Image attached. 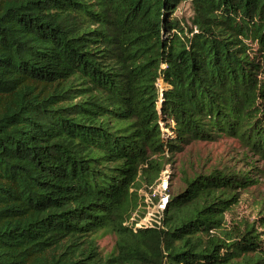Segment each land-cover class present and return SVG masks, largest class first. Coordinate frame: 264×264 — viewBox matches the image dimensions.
I'll list each match as a JSON object with an SVG mask.
<instances>
[{
  "label": "trees",
  "instance_id": "1",
  "mask_svg": "<svg viewBox=\"0 0 264 264\" xmlns=\"http://www.w3.org/2000/svg\"><path fill=\"white\" fill-rule=\"evenodd\" d=\"M224 135L264 160V0H0V264H264V213L226 218L246 172L124 224L163 155Z\"/></svg>",
  "mask_w": 264,
  "mask_h": 264
},
{
  "label": "rangeland",
  "instance_id": "2",
  "mask_svg": "<svg viewBox=\"0 0 264 264\" xmlns=\"http://www.w3.org/2000/svg\"><path fill=\"white\" fill-rule=\"evenodd\" d=\"M176 14L189 20L192 15L189 3H182ZM158 85L166 87L162 80H159ZM165 123L166 118L161 119L163 130ZM162 157L164 167L159 177L154 184L148 186L143 183L138 188L139 204L136 209L131 210L130 217L124 222L126 226L132 227L133 231L138 228L131 222L145 217L150 221L154 219L149 226H159L163 229L164 208L168 197L182 191L190 177L198 173L206 174L215 168L246 172L256 180V183L248 188L241 189L239 203L234 206L233 211L226 214L228 220H253L261 212L264 213V160L250 152L237 138L224 135L213 141H192L181 151L167 153ZM115 241L116 236L110 232H105L98 238L99 246L104 252L113 250Z\"/></svg>",
  "mask_w": 264,
  "mask_h": 264
},
{
  "label": "built area",
  "instance_id": "3",
  "mask_svg": "<svg viewBox=\"0 0 264 264\" xmlns=\"http://www.w3.org/2000/svg\"><path fill=\"white\" fill-rule=\"evenodd\" d=\"M154 220V219H153ZM152 220V221H153ZM152 221L148 220L146 217L143 219L141 218V220H136L135 222H131L132 224L136 225V228H140V227H144V226H149L152 225Z\"/></svg>",
  "mask_w": 264,
  "mask_h": 264
}]
</instances>
